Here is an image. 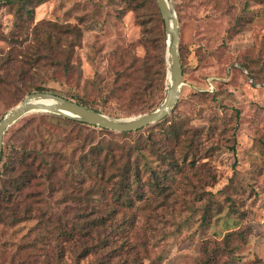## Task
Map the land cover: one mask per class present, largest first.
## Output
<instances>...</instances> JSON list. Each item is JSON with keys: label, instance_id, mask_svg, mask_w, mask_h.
Returning <instances> with one entry per match:
<instances>
[{"label": "rangeland", "instance_id": "374dc122", "mask_svg": "<svg viewBox=\"0 0 264 264\" xmlns=\"http://www.w3.org/2000/svg\"><path fill=\"white\" fill-rule=\"evenodd\" d=\"M171 2L185 72L166 117L125 133L32 110L6 130L0 186L25 149L32 173L0 264H264V0ZM30 5L0 1V118L37 85L116 118L162 103L157 0Z\"/></svg>", "mask_w": 264, "mask_h": 264}, {"label": "water", "instance_id": "95a60500", "mask_svg": "<svg viewBox=\"0 0 264 264\" xmlns=\"http://www.w3.org/2000/svg\"><path fill=\"white\" fill-rule=\"evenodd\" d=\"M157 2L168 35L166 56L169 83L162 103L150 111L116 118L60 93L48 90L31 91L0 118V159L6 130L24 114L32 110L51 111L89 124L119 131L140 129L167 116L179 99L184 69L179 51L180 25L177 11L171 0H157Z\"/></svg>", "mask_w": 264, "mask_h": 264}, {"label": "trees", "instance_id": "16d2710c", "mask_svg": "<svg viewBox=\"0 0 264 264\" xmlns=\"http://www.w3.org/2000/svg\"><path fill=\"white\" fill-rule=\"evenodd\" d=\"M0 1H3V0H0ZM5 1H8L10 3H15V2L16 3H20L21 7H23L25 12H30L31 11V7L30 6H32V5H30V4H31V2H33V0H5ZM19 11L21 12V8L19 9ZM22 16L23 15H21V17ZM50 38H51V33L49 32L46 35V40H49ZM36 48H38V47L36 46ZM179 51H180V47H179ZM180 56H181V60H182V63H183V69H184V72H185V63H184L183 57L181 55V52H180ZM161 64H162V68L159 70V74L161 75L160 79H159V82L161 83V88L164 89L166 87V85L164 84V80H165V77H166V74H167V63H166L165 55H163L162 58H161ZM156 87H158V85L155 84V83H150L147 86V88H151L150 92H152ZM34 89H35L34 91H36V90H48V91H50L44 85H37ZM56 93H58V92H56ZM67 97H70V98L72 97L73 99H75V100H77V101H79V102H81V103H83L85 105H88L90 107H93L95 109L100 110L98 107H96L94 105L93 101H89L83 96L74 94V96H67ZM141 102H142V106H141L140 109H143L148 104H151L148 99H145L144 101L142 100ZM54 116L55 117H59V118H63L65 120H67V121L84 122V121L78 120L76 118L65 116V115H62V114L61 115L60 114H57V115L55 114ZM85 123H87V122H85ZM124 132L127 133L128 131H124ZM171 132L174 133L175 130L171 129ZM29 152H30L29 149L28 150L25 149V153H24L22 159H20L19 161L15 162L14 164L12 163L10 165L9 169H8L9 171L7 170L8 172L6 171V173H5L4 180H3V182L1 183V186H0V222L16 223L19 220H21L22 216L24 215L19 210V208H14V207L10 206L8 204V202H11L13 200V198L16 196V194L19 193V191L22 188V186H24L27 183V181L29 180V178H30V175L32 173V169L30 167V162L28 163L25 160V156L27 158V154H29ZM5 155H6V152H5V148H4V145H3L2 156H1V159H0V167H1L2 164L6 165V167L9 166L8 163H7V160L6 161L4 160ZM25 162H26V165H27L26 168H25V171L23 173H20L19 175L16 174V171H15L16 167H17L16 164L17 165L21 164V163L24 164Z\"/></svg>", "mask_w": 264, "mask_h": 264}]
</instances>
